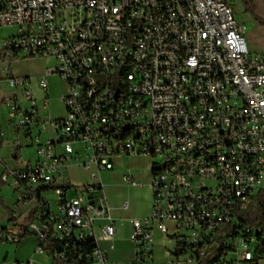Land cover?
<instances>
[{
	"label": "built area",
	"instance_id": "built-area-1",
	"mask_svg": "<svg viewBox=\"0 0 264 264\" xmlns=\"http://www.w3.org/2000/svg\"><path fill=\"white\" fill-rule=\"evenodd\" d=\"M232 1L0 0V32L15 30L0 37L12 158L35 150L1 175L20 189V205L33 203V218L0 225V243L32 234L36 253L56 243L60 264H145L158 230L176 242L171 264L264 261V219L239 218L264 189V53L249 49ZM19 58L48 60L35 81L40 100L30 77L10 73ZM49 77L66 87L57 119L42 114ZM120 156L150 161L151 212L131 220L124 262L99 246L116 233L101 173ZM71 164L91 169V182L72 185Z\"/></svg>",
	"mask_w": 264,
	"mask_h": 264
},
{
	"label": "crops",
	"instance_id": "crops-1",
	"mask_svg": "<svg viewBox=\"0 0 264 264\" xmlns=\"http://www.w3.org/2000/svg\"><path fill=\"white\" fill-rule=\"evenodd\" d=\"M44 68L40 73L37 74L38 76H27L32 79V92L39 100L42 97V93L35 84V81L43 73ZM10 73L12 74L11 69ZM10 99H12V89L6 97H0V225L6 228H12V225L31 220L33 218V203L30 201L26 205H20L17 202V194L20 189L11 178L4 181L1 179V175L7 173L8 170L12 168L21 167L29 161H33L35 159V150L32 146H22L18 148L16 158H12V151L14 150L12 140L17 136V131L13 126L9 115ZM42 114L49 115L47 107L42 110ZM115 158L112 159V169L101 173L103 189L106 184L105 180L107 178L113 179V183L117 188L148 187V184L136 180L135 177L139 170L136 168V166L127 163L128 159L131 157L120 156L121 159L118 160L116 164L114 162ZM73 166L81 168L76 164L69 165L66 168L68 178V169ZM127 174L132 175L139 184L132 185L126 182L124 177ZM90 178L91 179L87 182L74 183L71 182L70 178L69 181L72 185H83L91 182L92 173ZM47 190L42 191L46 192ZM123 202H121L119 205H115L109 204L107 201V204L110 208V215L113 218L114 224L116 226V233L113 240L102 239L99 241V246L107 250L110 260L121 262L130 261L133 258V243L129 238L132 230L131 220L133 218H144L150 215L151 193L150 199H147L146 202L148 210L139 216L131 217L123 214V210L128 208H122ZM167 224L169 229L173 230V223L168 222ZM36 246L37 240L32 234L25 235L17 244L0 243V264H55V261L48 252L36 253ZM174 252L178 253L179 250L176 248V242L173 236L163 234L156 230L154 233L151 258L145 264H171V261L174 259ZM178 264L193 263L180 260Z\"/></svg>",
	"mask_w": 264,
	"mask_h": 264
},
{
	"label": "rangeland",
	"instance_id": "rangeland-1",
	"mask_svg": "<svg viewBox=\"0 0 264 264\" xmlns=\"http://www.w3.org/2000/svg\"><path fill=\"white\" fill-rule=\"evenodd\" d=\"M236 19L245 27L246 42L251 51L264 53V0H248L243 3L241 0L231 2ZM13 28H6L0 32V37L13 34ZM48 60L42 58H19L10 63V69L14 76H38L37 74L47 65ZM48 90V114L51 118L57 119L64 115L62 102L59 99L61 93L65 92V84L56 77H49ZM12 88L5 81V71L3 62L0 61V97H6ZM13 92V89H12ZM121 158H115V164ZM127 163L136 166L139 170L136 180L148 184L149 159L146 157H131ZM92 170L81 169L73 166L68 169L71 182H87L91 178ZM104 194L109 204L119 205L123 201H128V208L123 210V214L134 217L145 213L148 210L147 199H150L148 187H121L114 185L113 179H106ZM74 188L68 190L69 196H74ZM264 264V261L261 263Z\"/></svg>",
	"mask_w": 264,
	"mask_h": 264
},
{
	"label": "trees",
	"instance_id": "trees-1",
	"mask_svg": "<svg viewBox=\"0 0 264 264\" xmlns=\"http://www.w3.org/2000/svg\"><path fill=\"white\" fill-rule=\"evenodd\" d=\"M243 3H247L248 0H241ZM1 61V59H0ZM12 62V61H11ZM51 187L46 186L38 189V191L47 190ZM239 218L254 226L258 225L264 219V189L260 190L256 197L253 199L252 203L248 206L247 210L239 215ZM43 246L48 250L49 254L53 253V250L56 247V243H43ZM55 264H60L54 262ZM197 264H206L204 261H198Z\"/></svg>",
	"mask_w": 264,
	"mask_h": 264
}]
</instances>
